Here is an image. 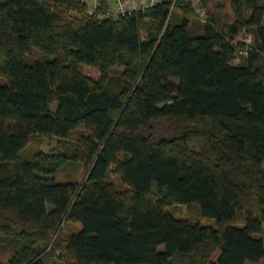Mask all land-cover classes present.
Masks as SVG:
<instances>
[{
  "label": "trees",
  "instance_id": "trees-1",
  "mask_svg": "<svg viewBox=\"0 0 264 264\" xmlns=\"http://www.w3.org/2000/svg\"><path fill=\"white\" fill-rule=\"evenodd\" d=\"M193 1L0 0V264H264V1ZM192 203L213 223L168 210Z\"/></svg>",
  "mask_w": 264,
  "mask_h": 264
},
{
  "label": "rangeland",
  "instance_id": "rangeland-1",
  "mask_svg": "<svg viewBox=\"0 0 264 264\" xmlns=\"http://www.w3.org/2000/svg\"><path fill=\"white\" fill-rule=\"evenodd\" d=\"M264 1V0H262ZM194 7L196 12L199 15V18L202 19L206 16V12L208 10L214 11L217 10L221 13L223 17V21L230 22L234 19L233 12L231 10L230 6V0H210L207 5H202L199 0H194ZM217 4H222L221 8L217 7ZM90 7L93 9L95 7V0L90 1ZM183 14L179 10H175L172 17L173 19H177L178 17H181ZM236 39L238 41H244L247 44L253 45L254 44V35L250 28H243L240 30L238 33ZM34 54L36 55L35 57L39 56V52L35 51ZM241 58V57H240ZM240 58H237L235 62H239ZM122 72V67L121 66H115L111 69L112 74H120ZM154 130L156 133H159L161 135H168V134H173V126L171 122L167 120L160 121L158 123L154 124ZM72 139H61L55 135H39L35 136L31 142L28 145V150L32 149H43L45 151H52V150H61L64 153L66 150L69 149V147H73L72 144ZM71 145V146H68ZM26 152V150H25ZM72 164V160L69 159L64 162V168L60 171L58 178L59 179H73L76 178L79 181H82L86 174L87 170L78 162L76 164ZM115 186L118 188L125 189L126 185L116 178L113 179ZM168 210H170L175 216L179 217H188V218H194L197 219L199 218L200 221L203 223H213L212 219L204 218L201 217L199 214V208L198 205L195 203L186 205V204H173L168 207ZM80 225L74 224L73 222L66 224L63 226L60 231H56L50 234V245L48 246L46 252L44 254H50L52 257L49 259L51 261L56 260L57 254L62 253L63 250V245L65 244V237L67 234L73 230L79 229ZM60 245L61 248H57L55 250L53 247ZM262 264V263H260Z\"/></svg>",
  "mask_w": 264,
  "mask_h": 264
},
{
  "label": "built area",
  "instance_id": "built-area-1",
  "mask_svg": "<svg viewBox=\"0 0 264 264\" xmlns=\"http://www.w3.org/2000/svg\"><path fill=\"white\" fill-rule=\"evenodd\" d=\"M162 0H109L111 4V15H131L135 11L145 10L153 4ZM175 2V0H172Z\"/></svg>",
  "mask_w": 264,
  "mask_h": 264
},
{
  "label": "crops",
  "instance_id": "crops-1",
  "mask_svg": "<svg viewBox=\"0 0 264 264\" xmlns=\"http://www.w3.org/2000/svg\"><path fill=\"white\" fill-rule=\"evenodd\" d=\"M89 1V3H90V1H92V0H88Z\"/></svg>",
  "mask_w": 264,
  "mask_h": 264
}]
</instances>
